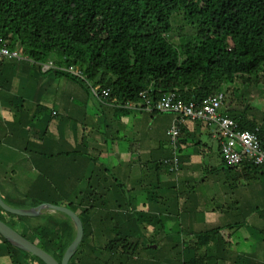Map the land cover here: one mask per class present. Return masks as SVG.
Here are the masks:
<instances>
[{
  "label": "trees",
  "instance_id": "trees-1",
  "mask_svg": "<svg viewBox=\"0 0 264 264\" xmlns=\"http://www.w3.org/2000/svg\"><path fill=\"white\" fill-rule=\"evenodd\" d=\"M175 16H181L191 29L189 34L181 36L178 44L170 37ZM1 46L10 50L21 46L23 50L18 51L40 69L53 63L50 71L57 77L85 86L96 99L115 110L143 111L151 117L173 116L166 132L168 143L174 147L173 156L157 165L169 175L180 173L177 150L186 142L181 140L185 126L188 123L208 126L210 122L158 110L166 98L176 105H200L209 97L221 94L224 97L218 111L220 117L233 121L240 131L256 133L264 146V113L258 122L231 107L223 109L229 93L226 85L238 83L246 87L264 81V0H0ZM53 55L60 56V60H53ZM4 60L0 59V68ZM72 68L81 72L82 77L69 72ZM231 90L232 96L238 91ZM174 125L177 135L172 136ZM210 125L228 171L248 183L258 174L264 176V167L249 159L229 165L221 150L226 138L217 132L214 124ZM60 154L69 156L72 152ZM108 171L95 167L88 179L89 189L78 195V203L71 200L72 193L65 195L55 190V194L39 198L28 195L24 201L30 203L22 208L49 203L66 207L80 218L84 237L69 264H146L143 262L151 263L152 258L157 264L162 259L140 258V243L124 229L118 232L115 227L114 238L101 247L95 240L96 232L109 233L104 225L106 219L128 216L134 199L127 186ZM97 180L105 182L104 187L97 188ZM108 180L111 182L106 184ZM157 180L154 186L153 179L148 180L144 175L137 185L153 196V189H162L167 184L158 177ZM112 191L116 205L109 209L106 197ZM117 191L126 197L124 206L118 202ZM0 220L59 263L75 238L72 220L60 212L22 217L0 207ZM241 227L240 223H234L196 230L187 240L167 243L174 264H264L233 251L231 239ZM164 250H167L165 246L154 251L158 255ZM103 253L110 255L109 260L104 261ZM0 258H5V264H45L13 246L1 234Z\"/></svg>",
  "mask_w": 264,
  "mask_h": 264
},
{
  "label": "crops",
  "instance_id": "crops-1",
  "mask_svg": "<svg viewBox=\"0 0 264 264\" xmlns=\"http://www.w3.org/2000/svg\"><path fill=\"white\" fill-rule=\"evenodd\" d=\"M28 61L22 54L21 59H5L0 68V194L4 200L14 189L24 198L52 195L56 190L72 193L71 200L78 203V195L89 189L93 170L102 167L124 183L134 199L128 216L104 221L108 234H94L100 247L114 238L118 227V232L124 229L140 243V258L158 257L162 261L157 264H174L167 244L170 237L189 238L196 230L240 223L235 235H244L243 250L239 241L231 239L233 251L264 263V176L258 174L248 183L228 171L209 125L185 126L181 140L186 142L177 150L180 173L169 175L157 165L173 156L174 147L166 137L173 116L115 110L85 86ZM62 151L72 154L64 156ZM144 175L153 179L154 186L157 177L167 184L153 189L150 196L137 185ZM210 179L223 188L214 198L204 187ZM104 183L97 180L95 185L101 189ZM117 192L124 206L126 197ZM107 193V207L115 208L113 191ZM211 201L222 204L210 208ZM148 246L152 248L145 249ZM163 246L167 250L157 255L155 251ZM101 257L107 261L110 255ZM143 263L155 264V260Z\"/></svg>",
  "mask_w": 264,
  "mask_h": 264
},
{
  "label": "built area",
  "instance_id": "built-area-1",
  "mask_svg": "<svg viewBox=\"0 0 264 264\" xmlns=\"http://www.w3.org/2000/svg\"><path fill=\"white\" fill-rule=\"evenodd\" d=\"M21 57L22 54L18 50H10L5 46L0 47V59H21ZM52 64L53 63L49 62L42 65V67L46 71L53 67ZM69 72L78 77H82L81 72L74 68L70 69ZM223 97L224 96L221 94L211 96L200 105L197 103L176 105L171 102L170 98H166L157 108L164 112L170 111L175 113V115H189L193 118H198L207 123L210 122V124H214L217 128V132L221 133L226 138L221 144V150L223 157L229 165H236L243 159H249L255 165L264 167V146L257 134L249 131H240L233 121L228 118L220 117L218 111L222 106ZM170 133L172 136L177 135L176 125L172 127ZM214 134L213 136L215 137ZM175 163H177V160H175Z\"/></svg>",
  "mask_w": 264,
  "mask_h": 264
},
{
  "label": "rangeland",
  "instance_id": "rangeland-1",
  "mask_svg": "<svg viewBox=\"0 0 264 264\" xmlns=\"http://www.w3.org/2000/svg\"><path fill=\"white\" fill-rule=\"evenodd\" d=\"M191 29L187 26L181 16H175L173 21V32L170 34V37L173 43L178 44L181 36L189 34ZM18 50H23L21 46L17 47ZM53 60H60V56L53 55ZM228 88V94H226V99L224 101L223 109L227 110L228 108H233V110L237 113H245L248 117H254L258 122H261L263 113H264V81H261L259 85H251L246 87H241L238 83H233L232 85H226L225 89ZM231 89H238L236 94L232 96L230 94L232 92ZM225 92V91H224ZM22 164V163H21ZM24 164V163H23ZM30 167V165H29ZM214 179H210L207 186H204L207 189L208 194L214 198L215 195H219L223 192V188L221 185H214ZM242 191V190H241ZM216 200H219L218 198ZM9 205L15 209H24L22 206H26L30 203V201H24V195L19 190L14 189L13 193H11L10 199H6ZM7 203V204H8ZM221 201H211L209 203L210 208H214L216 206L221 205ZM251 219V218H250ZM249 219V220H250ZM226 221V220H224ZM251 232L254 230L249 228ZM254 233V232H253ZM256 236L259 234L254 233ZM244 235L237 234L232 238L233 243L240 242V248H243L244 239L242 238ZM170 237L167 242L180 243L182 240L186 239V236H175ZM243 250V249H242ZM5 258H0V262L4 263ZM5 264V263H4ZM223 264V263H222ZM227 264V263H226Z\"/></svg>",
  "mask_w": 264,
  "mask_h": 264
},
{
  "label": "water",
  "instance_id": "water-1",
  "mask_svg": "<svg viewBox=\"0 0 264 264\" xmlns=\"http://www.w3.org/2000/svg\"><path fill=\"white\" fill-rule=\"evenodd\" d=\"M0 207L6 211L7 213L22 216V217H38L49 214H56L58 212L67 215L73 222L76 233L75 238L67 248L64 256L62 258L61 263L56 261L50 254L45 252L44 250L40 249L35 244L31 243L30 241L26 240L22 237L19 233H17L14 229L6 225L4 222L0 220V234L13 246L21 249L24 252L30 253L35 257L42 260L45 264H69L72 257L78 250V247L82 243L84 237V229L83 224L80 218L70 209L63 207V206H56L52 204H41L35 208L29 209H15L8 205L0 196Z\"/></svg>",
  "mask_w": 264,
  "mask_h": 264
}]
</instances>
